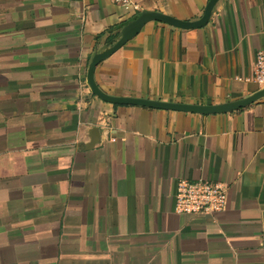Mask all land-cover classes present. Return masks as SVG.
I'll list each match as a JSON object with an SVG mask.
<instances>
[{
    "label": "crops",
    "instance_id": "crops-1",
    "mask_svg": "<svg viewBox=\"0 0 264 264\" xmlns=\"http://www.w3.org/2000/svg\"><path fill=\"white\" fill-rule=\"evenodd\" d=\"M0 0V264H264V98L224 114L112 104L93 59L143 12L199 21L210 0ZM264 0L208 24L151 22L101 61L108 96L218 106L253 96ZM94 140V143H92ZM181 180L229 188L175 212Z\"/></svg>",
    "mask_w": 264,
    "mask_h": 264
},
{
    "label": "water",
    "instance_id": "water-1",
    "mask_svg": "<svg viewBox=\"0 0 264 264\" xmlns=\"http://www.w3.org/2000/svg\"><path fill=\"white\" fill-rule=\"evenodd\" d=\"M220 0H210L208 3L204 16L195 22H187L178 20L176 18L166 16L157 12H143L138 18L132 21L123 31L121 38L112 46L109 50L102 54H98L92 61V64L89 69L88 73V85L91 88L93 94L105 102L112 103V104H119V105H129V106H144L149 108L155 109H163V110H173V111H184V112H193V113H200V114H224L234 112L243 108H246L253 103L261 100L264 98V89L259 91L258 93L254 94L253 96L239 100L236 102H231L227 104H222L218 106H189V105H181V104H171V103H163V102H156L150 100H143V99H135V98H118L108 96L104 92H102L94 81V73L96 67L99 63L118 50H120L129 40L133 37L138 35L142 29L149 23L157 21V22H164L171 26H174L179 29L183 30H190V29H200L205 27L213 13V10L217 3ZM94 143V140H92Z\"/></svg>",
    "mask_w": 264,
    "mask_h": 264
},
{
    "label": "built area",
    "instance_id": "built-area-1",
    "mask_svg": "<svg viewBox=\"0 0 264 264\" xmlns=\"http://www.w3.org/2000/svg\"><path fill=\"white\" fill-rule=\"evenodd\" d=\"M127 11H141L135 0H111ZM254 83L264 89V50L255 57ZM175 212L193 217H216L229 206V188L226 184L208 180H181L175 195Z\"/></svg>",
    "mask_w": 264,
    "mask_h": 264
}]
</instances>
